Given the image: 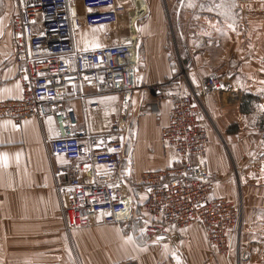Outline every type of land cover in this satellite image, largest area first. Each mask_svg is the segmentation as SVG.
<instances>
[{"label": "crops", "instance_id": "1", "mask_svg": "<svg viewBox=\"0 0 264 264\" xmlns=\"http://www.w3.org/2000/svg\"><path fill=\"white\" fill-rule=\"evenodd\" d=\"M119 1L134 6L130 23L139 15V8L143 7L144 13L137 24L143 52L141 57L138 53L137 87L130 101L128 134L124 137V173L131 186L147 170H167L179 164L177 151L163 144L161 129L169 121L173 95L179 88L190 84L198 89L204 76H221L222 71L208 63L215 47L220 51L214 60L223 58L228 67L232 66L229 65L232 60L237 63L236 68L249 69V80L238 75L240 95L244 85L243 91L248 92L245 96L259 95L264 76L255 77L251 69L264 63V0H232L241 11L226 16L199 13L198 0L185 1L183 12L177 8L175 16L183 15L184 21L192 23L181 32L190 37L186 48L196 57L186 67L188 81H182L179 88L178 84H172L170 95L162 99L156 98L149 86L168 81L180 70V67L175 70L167 49L166 5L174 0ZM188 4L192 6L190 11ZM17 12V0H0V100L22 96L18 76L21 64L14 56L12 29ZM101 31L82 28L74 36L75 45L79 49L101 45L104 40ZM131 31L137 34L135 27ZM79 89L84 96L71 98L64 105L74 108L79 124H85L90 132L109 131L114 119L120 116L122 95L100 86ZM230 92L227 96L215 92L206 97L210 118L204 164L216 180L214 196L237 199L242 205V232L231 263L264 264V131L257 122L263 110H254L253 121L251 108H245V96H239L233 86ZM233 92L238 95L234 96ZM57 134L52 115L43 120L30 116L20 125L11 118L0 121V154H7L6 164L0 160V264H76L71 263L74 262L73 233L78 235V242L73 240L74 251L77 256L80 254L76 243L84 255L78 256L80 264H116L132 258L140 264H229L224 254L214 253L200 225L181 230L171 227L166 239L145 243L119 224L92 225L73 230L72 234L67 232L61 197L46 150L48 140ZM53 162L69 164L62 156L54 157ZM131 191L135 206L142 210L147 189L136 183ZM128 236L133 237L131 242L127 241Z\"/></svg>", "mask_w": 264, "mask_h": 264}, {"label": "built area", "instance_id": "2", "mask_svg": "<svg viewBox=\"0 0 264 264\" xmlns=\"http://www.w3.org/2000/svg\"><path fill=\"white\" fill-rule=\"evenodd\" d=\"M17 1L12 29L14 56L21 64L22 96L0 100V121L11 118L20 125L30 116L39 120L54 116L58 134L48 146L51 156L69 162L54 167L69 231L95 223L128 225L136 206L124 173V137L137 87V24L144 15L143 7L130 23L134 6L119 0ZM134 27L137 34L133 37ZM82 28L102 30L105 43L79 49L74 36ZM182 81H188L184 66L168 82L152 85L156 98L164 97L168 85L180 87ZM88 85L122 95L120 116L109 131L90 132L85 124H79L74 108L64 105L71 98L84 96L79 88ZM224 87V79L210 74L201 78L198 89L192 85L190 92L179 88L169 121L161 129L163 144L177 151L179 164L167 170H147L137 183L148 192L142 203L146 241L166 239L171 227L181 230L200 225L213 250L224 254L231 264L242 232V205L237 199L214 196L216 180L204 164L209 135L200 100Z\"/></svg>", "mask_w": 264, "mask_h": 264}, {"label": "rangeland", "instance_id": "3", "mask_svg": "<svg viewBox=\"0 0 264 264\" xmlns=\"http://www.w3.org/2000/svg\"><path fill=\"white\" fill-rule=\"evenodd\" d=\"M185 1H187V0H174V1H172L173 2L172 4H170V2H168V4L166 5V10H167V13H168L167 24H168V30H169L167 49H168V55H169L170 61L174 65L175 70H177V68L179 69V67L181 69V67H183V66L185 68L189 67L191 65V62L194 60V57H196L195 53H191L189 51V49L186 48L187 44L190 43V39H189L190 37H188L186 32H185V34L182 33L183 31H186L184 29V27L185 26H190V24L192 25V23H190L189 21L188 22L184 21L183 15H179L177 17L175 16V10L177 8H179V9L183 8ZM198 1H199V4L197 6H198V12L199 13H209V14H214L215 16L216 15L217 16H219V15L220 16H224V15L226 16L228 13L234 15V14H238V12L241 11L240 6L237 3H234L232 0H198ZM221 3L225 4L226 7H224V8H215L216 4H221ZM190 5L191 4L187 5L189 11H190V8L192 7ZM193 7H196V6L193 5ZM181 12H183L182 9H181ZM219 21L222 24V20H219ZM236 23H238V21ZM184 24H186V25H184ZM181 30H182V32H181ZM214 39L217 40V38H214ZM140 41L141 40L139 39V56L140 55L142 56V52H143L142 51V43H140ZM104 43H105V41L102 40V43H100V44L103 45ZM214 44L217 45V43H214ZM218 51H220L219 47H215L213 49L212 54H211V60H209L208 63L210 65H212V68H215V70L222 71L220 73L222 77L221 76L220 77L225 80L227 88L222 90L221 92H216L215 94H223L224 93V96L231 95L230 88H232V86H233L234 90L238 91L239 96L244 97L245 95H247L248 92L243 91V90H246L245 89L246 87L244 85L241 88L242 94L240 95L239 87L241 86V80H240V77L238 75H241V76L244 77V79L249 80V78L251 76V74L249 73V77H248L249 69H248V71H246V70L244 71V69L236 68L235 66L237 65V63L235 61L233 62L232 60L229 63V65H232V66H229V67L227 66V62L225 60H223V58L220 59V60H217V59L214 60V58L218 55V53H217ZM263 65H264V63H263ZM262 66L257 65L255 69H251V72H255V74H254L255 77H258V75L259 76H264V66L263 67ZM213 70H211V71H213ZM238 71L240 72V74L237 73ZM261 74H263V75H261ZM229 82H231L232 85H230ZM152 85H150L149 88L153 91L154 95H156V92L153 89ZM171 85L172 84L168 85V87L166 86L167 88L165 89L164 97L170 95L169 94V92H170L169 88L172 87ZM242 85H243V83H242ZM181 88L185 92H190V85L189 84L185 85V86L183 85ZM258 94H259L258 96H253V98H251L249 96H245L243 101H245V104H246L245 108L246 109H250L251 108V111H252L251 113H253V114H251V116H254V118L252 119L253 121H255V112H254V110H260V109L263 110L262 114L258 117V121L257 120L256 121L258 122V125L259 124L261 125L262 131H264V109L258 107L260 105H264V85L260 86V90H259ZM174 95H173V98H174ZM158 99H162V98H158ZM200 100L203 103L202 111H203L205 122L207 124V120L210 118L209 117L210 113H209V108H208V105H207V101H206V98H202ZM251 124H252V122H251ZM262 138H264V134H262ZM263 144H261V145H263ZM46 150H47L48 158H49V161H50L51 172H52V174L54 176V167L56 166V164H54V162H53L54 157L51 156L50 153H49L48 142H47V149ZM54 179H55V181L57 183V180H56L55 176H54ZM136 183H137V181H132L131 182V186H129L130 192H132L131 191V187L132 186H136ZM142 216H143V211L141 210L140 206L137 205L133 221L130 222L128 225H123L122 224L121 226L123 227L124 230H129V231H132L133 233H135V235L141 240V243H145L147 241L144 239L143 232L141 231V229H144V226H145V220L142 218ZM92 225L93 226H97V225H102V224L101 223H95V224H92ZM65 229H66L67 232L72 234L73 231H69L66 228V223H65ZM93 232H94V234H96L98 232V230L95 229ZM72 235H73V237H72L73 240H76V243H77L78 242V239H77L78 235L76 233H73ZM73 240L71 239L72 251H73V254H74L73 255L74 256V262L72 261L71 263L80 264L79 258L81 256H84V255H83V253H82V251L80 249V246H78L75 243L77 249L80 252V254L77 252L78 256H79V258H78L77 254H76V249L74 251ZM80 240H82L81 237H80ZM212 250H213V248H212ZM214 253H216V252L214 251ZM132 260L133 261L136 260L137 262H139L137 259L132 258V259H127V260H125V261H123L121 263H124V262H127V261H132ZM116 264H120V263H116Z\"/></svg>", "mask_w": 264, "mask_h": 264}, {"label": "snow or ice", "instance_id": "4", "mask_svg": "<svg viewBox=\"0 0 264 264\" xmlns=\"http://www.w3.org/2000/svg\"><path fill=\"white\" fill-rule=\"evenodd\" d=\"M191 6V5H190ZM224 7H226V5L225 4H223V3H221V4H216L215 5V8H224ZM211 10V9H210ZM0 19H2V18H0ZM229 27H233L232 25H229ZM96 47H99L100 45H95ZM258 107H260V108H262V109H264V105H260V106H258ZM49 120H51V118H49ZM0 160H3L4 161V163L6 164L7 163V154H0ZM149 191H150V189H149ZM141 231L143 232L144 230L143 229H141ZM127 241H129V242H131L132 240H133V237L132 236H128L127 238ZM178 259V258H177Z\"/></svg>", "mask_w": 264, "mask_h": 264}, {"label": "bare ground", "instance_id": "5", "mask_svg": "<svg viewBox=\"0 0 264 264\" xmlns=\"http://www.w3.org/2000/svg\"><path fill=\"white\" fill-rule=\"evenodd\" d=\"M140 7V6H139ZM138 9V8H137ZM139 14V13H138ZM134 16V15H133ZM134 22V21H131V23ZM131 35L134 37L136 36L135 34H133V31H131Z\"/></svg>", "mask_w": 264, "mask_h": 264}]
</instances>
